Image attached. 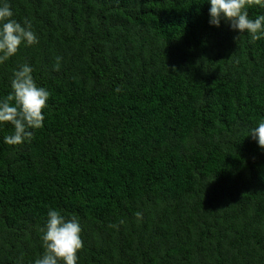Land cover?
I'll return each mask as SVG.
<instances>
[{
  "label": "trees",
  "instance_id": "1",
  "mask_svg": "<svg viewBox=\"0 0 264 264\" xmlns=\"http://www.w3.org/2000/svg\"><path fill=\"white\" fill-rule=\"evenodd\" d=\"M5 2L39 43L0 98L25 63L51 95L30 141L0 123V264L42 256L50 208L79 219L78 264H264V38L210 0Z\"/></svg>",
  "mask_w": 264,
  "mask_h": 264
},
{
  "label": "clouds",
  "instance_id": "2",
  "mask_svg": "<svg viewBox=\"0 0 264 264\" xmlns=\"http://www.w3.org/2000/svg\"><path fill=\"white\" fill-rule=\"evenodd\" d=\"M210 4V24L219 27L221 20L230 22L233 30H239L241 34L247 32L253 44L264 38V15H257L253 19L247 10L253 5L264 7V0H210ZM13 15L9 3L5 2L0 6V64L14 56L22 44L31 46L39 43L31 20L25 18L21 23L13 19ZM60 60L57 57L54 65L57 71ZM32 72L33 68L29 64L20 65L11 79L12 91L0 98V123H10L14 127L13 134L4 137V143L8 145L30 141L33 137L30 129L43 127V110L48 107L51 93L45 87L37 85ZM121 90L120 87L115 89L116 92ZM249 135L264 149V121L252 128ZM136 217L142 218V213L137 212ZM120 224H123L122 220ZM109 226L119 228L117 224ZM82 231L75 215L68 218L59 210L50 208L45 226L41 228L44 252L34 264H78V253L84 247Z\"/></svg>",
  "mask_w": 264,
  "mask_h": 264
}]
</instances>
